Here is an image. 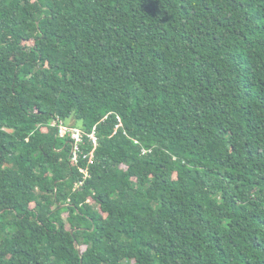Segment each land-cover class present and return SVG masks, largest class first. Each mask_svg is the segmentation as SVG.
Segmentation results:
<instances>
[{"label": "trees", "instance_id": "16d2710c", "mask_svg": "<svg viewBox=\"0 0 264 264\" xmlns=\"http://www.w3.org/2000/svg\"><path fill=\"white\" fill-rule=\"evenodd\" d=\"M0 264H264V0H0Z\"/></svg>", "mask_w": 264, "mask_h": 264}, {"label": "built area", "instance_id": "2783aa9c", "mask_svg": "<svg viewBox=\"0 0 264 264\" xmlns=\"http://www.w3.org/2000/svg\"><path fill=\"white\" fill-rule=\"evenodd\" d=\"M107 116L104 117V119ZM117 121L118 124L115 127V131L117 130L118 127L122 126V122L119 116H117ZM51 125H53L56 129V135L59 138L62 139H68L71 144V153H70V159L73 161L75 164L79 163V160L85 159L87 164H92L93 163V158H94V150L98 145V136H97V130L96 126L93 127L92 131L89 134H84L81 127L75 126L66 120L60 119L59 117H55L52 120ZM87 141L90 142L92 145V150L90 151H85L84 150V145ZM134 144H138L139 141L134 139ZM83 147V148H82ZM151 149H146L142 147L141 149V154L144 155L148 152H150ZM81 173L83 174V178L85 179L86 177L89 176V173L86 168H82ZM79 185L82 184V181L78 183Z\"/></svg>", "mask_w": 264, "mask_h": 264}, {"label": "clouds", "instance_id": "9594fccd", "mask_svg": "<svg viewBox=\"0 0 264 264\" xmlns=\"http://www.w3.org/2000/svg\"><path fill=\"white\" fill-rule=\"evenodd\" d=\"M67 122H69V123L73 124V123H72V122H70V121H67ZM73 125H75V124H73ZM75 126H78V125H75ZM78 127H80V126H78Z\"/></svg>", "mask_w": 264, "mask_h": 264}, {"label": "rangeland", "instance_id": "374dc122", "mask_svg": "<svg viewBox=\"0 0 264 264\" xmlns=\"http://www.w3.org/2000/svg\"><path fill=\"white\" fill-rule=\"evenodd\" d=\"M77 125H79V126H80V124H79V123H77Z\"/></svg>", "mask_w": 264, "mask_h": 264}, {"label": "water", "instance_id": "95a60500", "mask_svg": "<svg viewBox=\"0 0 264 264\" xmlns=\"http://www.w3.org/2000/svg\"><path fill=\"white\" fill-rule=\"evenodd\" d=\"M71 233H73V231H71Z\"/></svg>", "mask_w": 264, "mask_h": 264}, {"label": "crops", "instance_id": "0c3cea01", "mask_svg": "<svg viewBox=\"0 0 264 264\" xmlns=\"http://www.w3.org/2000/svg\"><path fill=\"white\" fill-rule=\"evenodd\" d=\"M79 126V125H78Z\"/></svg>", "mask_w": 264, "mask_h": 264}]
</instances>
